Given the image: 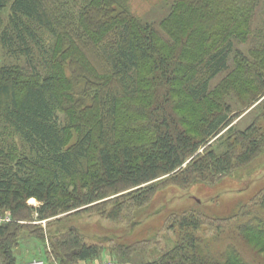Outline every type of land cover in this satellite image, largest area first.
<instances>
[{
    "label": "trees",
    "instance_id": "obj_1",
    "mask_svg": "<svg viewBox=\"0 0 264 264\" xmlns=\"http://www.w3.org/2000/svg\"><path fill=\"white\" fill-rule=\"evenodd\" d=\"M262 1L172 0L155 26L128 0H0V48L22 60L0 65V119L27 150L0 147V213L11 215L0 224L2 264L16 263L20 221L33 213L68 217L114 188L132 189L131 209L150 200L162 176L178 187L213 182L264 149V37L247 55L235 46L250 37ZM232 98L244 108L259 100L245 129L229 126L239 113ZM213 137L223 149L200 151ZM252 199L234 227L250 249L202 240L196 232L210 220L190 211L170 217V247L126 264H264V188ZM121 203L99 212L116 218ZM62 228L48 232L45 257L80 264L99 256L98 242ZM127 248L110 251L121 259Z\"/></svg>",
    "mask_w": 264,
    "mask_h": 264
},
{
    "label": "rangeland",
    "instance_id": "obj_2",
    "mask_svg": "<svg viewBox=\"0 0 264 264\" xmlns=\"http://www.w3.org/2000/svg\"><path fill=\"white\" fill-rule=\"evenodd\" d=\"M171 2L172 0H128L129 8L134 15L143 22H150L155 26L167 14ZM7 14L8 8L3 11L4 20ZM263 37L264 1L259 4L253 16L250 37L246 42H236L235 46L247 55L249 49L257 45ZM17 61L22 60L10 57L0 48V65ZM225 75L226 71H222L213 77L210 87L217 84ZM233 99L232 109H236L239 113L229 126L235 130L245 129L259 115L260 109L257 105L259 100L244 108L241 103ZM227 128H224L219 135H225ZM216 137L201 146L200 151L210 144L216 152H220L224 140L222 137H219L220 139ZM72 140L73 138L70 141ZM8 145L19 152L27 153L20 136L12 132V129L0 119V147L8 148ZM220 176L213 182H199L188 187L169 184V180L165 181V176H162L159 178L162 179V183L150 200L141 206L132 205L131 209L126 207V204L128 192L132 189L114 188L108 189L103 198L97 199L90 205L71 209L68 211V217L65 216L67 212L60 213L56 216L57 218L62 216L60 222H55L56 217L39 220L37 214L33 213L32 218L20 221L24 227L20 232L19 244L14 250L15 264H26L34 260H42L44 264H48L49 260L56 262L52 256L50 258L44 256L45 249L49 250L47 234L49 231L53 232L69 225L76 226L87 241L98 242L102 246L98 257L80 264H92L93 261L102 264L105 259L112 260L114 264L146 262L172 245L173 233L168 228L172 214H186L190 211H197L210 220V224L205 220L196 232L202 240L213 242L215 248L236 242L240 250L245 251L249 245L242 241L234 227L242 220L241 213L254 207L252 198L264 188V149ZM118 202L122 203L116 218H106L100 214L99 210L115 213L117 210L114 204ZM27 203L33 206L39 204L37 200L34 202L28 200ZM87 207L89 209L85 211L84 208ZM76 211L79 213H75ZM214 219H216L215 223ZM35 233L39 235L42 233L43 238H39L40 240L35 238ZM118 244L129 247L128 252L121 254L124 256L121 259L110 251V248Z\"/></svg>",
    "mask_w": 264,
    "mask_h": 264
},
{
    "label": "built area",
    "instance_id": "obj_3",
    "mask_svg": "<svg viewBox=\"0 0 264 264\" xmlns=\"http://www.w3.org/2000/svg\"><path fill=\"white\" fill-rule=\"evenodd\" d=\"M11 220V215L9 211H5L3 213H0V224L3 222H8ZM53 264H58L57 262H52ZM26 264H44L42 260H34V261H28ZM92 264H100L96 263V261H93ZM102 264H114V262L110 259H105L102 261Z\"/></svg>",
    "mask_w": 264,
    "mask_h": 264
},
{
    "label": "bare ground",
    "instance_id": "obj_4",
    "mask_svg": "<svg viewBox=\"0 0 264 264\" xmlns=\"http://www.w3.org/2000/svg\"><path fill=\"white\" fill-rule=\"evenodd\" d=\"M34 201H35L34 198H30V199H29V202H34Z\"/></svg>",
    "mask_w": 264,
    "mask_h": 264
}]
</instances>
